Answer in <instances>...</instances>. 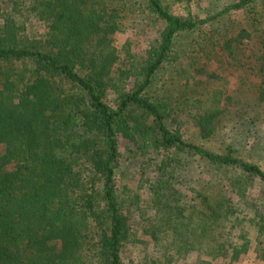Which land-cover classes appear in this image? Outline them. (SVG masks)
<instances>
[{
    "label": "trees",
    "instance_id": "trees-1",
    "mask_svg": "<svg viewBox=\"0 0 264 264\" xmlns=\"http://www.w3.org/2000/svg\"><path fill=\"white\" fill-rule=\"evenodd\" d=\"M257 1L200 15L192 0H0V264H264V169L206 147L229 96L188 109L187 78L176 99L152 85L178 36L209 19L240 10V31L258 32ZM130 15L160 24L140 61L114 41ZM121 143L151 168L131 183L117 180ZM188 159L205 180L181 190Z\"/></svg>",
    "mask_w": 264,
    "mask_h": 264
},
{
    "label": "rangeland",
    "instance_id": "rangeland-1",
    "mask_svg": "<svg viewBox=\"0 0 264 264\" xmlns=\"http://www.w3.org/2000/svg\"><path fill=\"white\" fill-rule=\"evenodd\" d=\"M233 2L234 0H192L189 7L191 12L198 11L200 15L208 10H212L209 14H213L225 4ZM169 9L177 15H183L187 10L183 4L177 3H171ZM250 13H255L257 16L259 30L249 35L240 31L243 26L248 30L249 27L244 23V13L239 10L211 18L198 27L196 32L178 36L177 52L156 73L152 85L154 91L158 92L161 88L166 89L170 96L176 99L179 96L178 91L182 88L183 79L187 78L188 89L182 100L188 109H198L200 102L209 103L211 99L209 95L211 97L214 94L218 98L229 96L230 104L214 120L213 141L206 143V147L223 151L227 146H231L237 150L240 158L256 162L264 169V100L263 103L257 100L260 74L264 64V41L258 37L259 34H264V0H258L252 6ZM155 21L145 16H128L125 29L114 35L119 55L123 56L121 45L124 40H127L131 57L136 61L144 58L145 50L158 37L160 24ZM210 41H214L210 50L213 60L207 61L203 71L202 60L204 58L199 46L203 45V42L209 46ZM227 41L231 44V47L227 48L229 55L222 45ZM202 78H205L206 85L201 82ZM188 121V118L184 117L182 123V131L185 132L187 139L194 137L192 129L186 126ZM122 143L120 145L121 166L117 171V180L119 183H131L135 176H140L139 168L146 171H150L151 168L144 157L140 155L136 157L132 150H127L126 145L122 147L124 144ZM128 148L132 149L130 146ZM200 171L199 162L188 159L187 167L176 173L175 184L180 186L181 190L189 186H200L205 180V176L201 175ZM133 173L134 176L131 175ZM140 246L137 244L136 247ZM126 250L129 251V246ZM133 256L135 257H126L125 260L132 259L134 264L140 260L141 255ZM232 264L255 263L250 258L249 261Z\"/></svg>",
    "mask_w": 264,
    "mask_h": 264
}]
</instances>
